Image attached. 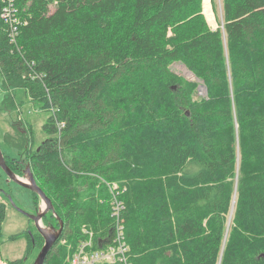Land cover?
<instances>
[{"label": "trees", "instance_id": "1", "mask_svg": "<svg viewBox=\"0 0 264 264\" xmlns=\"http://www.w3.org/2000/svg\"><path fill=\"white\" fill-rule=\"evenodd\" d=\"M203 2L16 0L18 45L0 16V85L52 110L30 156L65 227L45 264L84 225L111 239V181L132 264H264V0H222L217 28ZM5 218L0 201V247Z\"/></svg>", "mask_w": 264, "mask_h": 264}, {"label": "rangeland", "instance_id": "2", "mask_svg": "<svg viewBox=\"0 0 264 264\" xmlns=\"http://www.w3.org/2000/svg\"><path fill=\"white\" fill-rule=\"evenodd\" d=\"M221 1L215 0L212 3L211 0H204L203 2V12L206 15L208 23L213 28H217L223 22ZM54 7L55 5L51 4V11L54 10ZM209 11H211L213 19L209 16ZM184 64L183 61H175L172 63L171 68L180 76L198 83V95H206V90L202 86L205 85L204 81L186 72L191 69L186 64L184 66ZM192 73L194 72L192 71ZM8 95L13 98V103L5 101ZM51 113L52 110L50 108H43V103L31 100L23 87L5 90L0 85V146L6 158L9 160L16 158L27 161L29 157L26 155H29V152L35 151L42 140L50 137L51 134L44 129V124L47 122ZM20 125H23L28 130L27 135H29L27 137L33 139L32 148L27 153L25 152V148L21 147V141L26 134H23L22 131L19 132L15 128ZM19 175L23 177L21 171ZM8 179L10 178H6L5 172L0 168V201L6 205V195L2 192L6 191L10 194L13 192L14 202L19 207H23L26 211L34 210V193L15 182L12 183L11 180L8 181ZM119 184L121 188L128 186L127 183ZM1 190L5 191L1 192ZM52 220L55 221L58 218L55 219L53 216H50L49 221L51 222ZM42 223L45 226L51 225L48 223V220H44ZM32 235L38 239L36 241L35 238L34 243H31L30 248H28L29 237ZM41 236L36 224L27 215L22 213V211L15 210L11 206H7L6 218L2 224L3 243L0 247V264H11L15 260H21V264H33L44 244V239ZM62 242H65V240Z\"/></svg>", "mask_w": 264, "mask_h": 264}, {"label": "built area", "instance_id": "3", "mask_svg": "<svg viewBox=\"0 0 264 264\" xmlns=\"http://www.w3.org/2000/svg\"><path fill=\"white\" fill-rule=\"evenodd\" d=\"M4 2L0 16L10 27V41L18 45L22 18L16 0H4ZM106 183L110 193L109 200L111 203V216L113 217L112 228H115V232L112 233L110 240L105 242L97 240L96 242L95 232L84 225L82 232L85 238L81 239L77 247L70 253L68 257L69 264H113L117 262L132 264L128 257L130 246L126 240L124 223H122L125 203L121 195L124 193V188H121L117 181Z\"/></svg>", "mask_w": 264, "mask_h": 264}, {"label": "water", "instance_id": "4", "mask_svg": "<svg viewBox=\"0 0 264 264\" xmlns=\"http://www.w3.org/2000/svg\"><path fill=\"white\" fill-rule=\"evenodd\" d=\"M184 66H186V65L184 64ZM187 72L189 74H192L193 76L195 75L194 73H192L191 70H187ZM202 86H203L204 90H206V93H207V87L205 85H202ZM0 166L2 167L4 172L8 175L10 180H13L17 184H19L25 188H28V189L32 190L33 192L37 193L38 196L42 200L43 206L41 207L40 212H38L37 214H30L29 212L25 211L23 208L19 207L13 201L11 195L9 196V199H11V202H13V204L20 211L24 212L25 214L29 215L31 218L34 219L38 231L40 232V234L44 238V244H43L37 258L33 262V264H45L48 255L50 254V252L52 251V249L58 243V241L60 240V238L62 236V233L64 230V221L62 220V218H60V216L57 215L56 217L59 219V222H60L59 228H56V226H54V225L45 226L42 223V217L47 212H49V211L55 212V206H54L52 199L46 194L44 189L38 184V182H37L34 174L32 173V170H31L29 165L27 167V170H25L26 178L21 177L20 175H18L17 173H15L11 169V167L6 162V159H5V156H4V153L2 151L1 146H0ZM233 210H234V206H233L232 211H231L232 213H233Z\"/></svg>", "mask_w": 264, "mask_h": 264}, {"label": "flooded vegetation", "instance_id": "5", "mask_svg": "<svg viewBox=\"0 0 264 264\" xmlns=\"http://www.w3.org/2000/svg\"><path fill=\"white\" fill-rule=\"evenodd\" d=\"M15 128H17V130L19 131V132H21L22 131V133H26L28 130H26V128H24L23 127V125H20V126H17V127H15ZM23 128V129H22ZM39 148H37V150H38ZM31 150V149H30ZM29 150V151H30ZM28 152V151H27ZM26 152V153H27ZM33 154V152H29V155H26V156H28L29 158H28V160L27 161H24L23 159H16V158H13V159H8V158H6V156H5V154H4V156H5V159H6V162H7V164L11 167V169L15 172V173H17L18 175H19V172L21 171L22 173H23V177H25L26 178V175H25V170H27V167H28V165L30 166V168H31V170H32V173L34 174V170H33V167H32V163H31V161H30V156ZM0 168L2 169V167L0 166ZM4 171V170H3ZM6 174V173H5ZM35 176V175H34ZM6 178H8V175L6 174ZM36 178V177H35ZM37 180V179H36ZM8 181H10V179H8ZM11 182L12 183H14V181L13 180H11ZM38 182V181H37ZM16 183V182H15ZM17 184V183H16ZM39 184V183H38ZM19 185V184H18ZM40 185V184H39ZM21 186V185H20ZM23 187V186H22ZM25 188V187H24ZM28 189V188H27ZM30 190V189H29ZM2 191H5V190H1V192ZM32 191V190H31ZM33 192V191H32ZM4 195H6L5 196V198H6V201H7V203H6V207L7 206H11V207H13V208H15V210H18V211H20L18 208H16L15 206H14V204H13V202H11V199H9V196L11 195V197H12V199H13V201H14V194H13V192L10 194V193H8V192H2ZM34 193V197H33V204H34V210H28L27 212H29L30 214H37L38 212H40V209H41V207L43 206V203L41 204V198L38 196V194L36 193L35 194V192H33ZM41 204V205H40ZM55 206V205H54ZM23 208V207H22ZM24 209V208H23ZM25 211H26V209H24ZM21 212V211H20ZM22 213H24V212H22ZM25 214V213H24ZM25 215H27V214H25ZM34 223H35V221H34V219L33 218H31L29 215H27ZM50 216L52 217H54L55 219L57 218L56 217V215H55V212H53V211H49V212H47L43 217H42V221H44V220H48V223L49 224H51V225H54V226H56V228H59L60 227V222H59V219L58 220H55V221H49L50 220ZM65 228V227H64ZM64 231V230H63ZM63 234V233H62Z\"/></svg>", "mask_w": 264, "mask_h": 264}, {"label": "bare ground", "instance_id": "6", "mask_svg": "<svg viewBox=\"0 0 264 264\" xmlns=\"http://www.w3.org/2000/svg\"><path fill=\"white\" fill-rule=\"evenodd\" d=\"M209 16L213 19V15L211 14V11H209ZM214 23V22H213ZM187 70V69H186ZM187 72V71H186ZM232 213V212H231ZM232 214L230 215L229 221H231Z\"/></svg>", "mask_w": 264, "mask_h": 264}]
</instances>
